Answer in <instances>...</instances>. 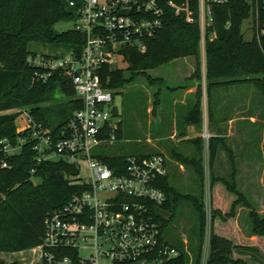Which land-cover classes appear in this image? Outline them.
<instances>
[{
	"label": "trees",
	"instance_id": "16d2710c",
	"mask_svg": "<svg viewBox=\"0 0 264 264\" xmlns=\"http://www.w3.org/2000/svg\"><path fill=\"white\" fill-rule=\"evenodd\" d=\"M251 3L235 0L228 5L214 7L215 22L212 30L217 36L207 43L206 74L209 97V120H212L211 96L218 87L232 84H254L264 95V49L256 40L247 41L242 31L243 21L250 16ZM74 10L67 0H0V264H15L4 261V253H18L34 249L43 243L45 219L50 211L65 205L78 189L71 183L77 174L75 168L65 161H37L31 144H25L17 154H7L4 142L17 143V110L28 109L35 119L45 126L62 127L74 113L83 107L82 101L69 80L57 78L48 83L34 80L35 68L29 57L40 49H52L48 56L60 57L73 51L81 55L85 37L75 28L57 32L55 27L62 21L74 20ZM231 22L228 26L227 23ZM63 49L62 52L60 50ZM127 69L105 65L101 69L103 86L116 92L123 89L136 75H146L150 69L187 56L201 58L200 30L197 21L190 23L183 17H173L169 25L148 42L145 52L134 48L123 51ZM126 72H131L127 77ZM202 73V72H201ZM197 74H200L198 69ZM153 82L154 78L148 76ZM160 80V79H159ZM199 103L187 114L186 124L202 129L203 90L199 89ZM15 111L14 113H10ZM117 137L122 138L120 122ZM197 148L194 156L178 157L184 165L192 168L200 192L181 191L167 174L159 182L167 199L163 205L153 207V214L160 224L163 237L179 247L183 254L179 261L169 264H189V254L180 236L169 240L168 227L175 221L180 204L191 202L196 210L195 223L188 230V240L196 241L195 264H200L207 234V208L205 201L204 141L202 137L192 140ZM219 138L210 141V162L218 153ZM103 159L111 166L125 163L126 157L115 156ZM4 162L8 164L3 167ZM36 170L33 172V170ZM232 183L224 178L211 176V194L221 182L237 195L229 212L211 209L210 254L208 264H248L240 256L259 257V248L252 244L235 241L216 229V217L234 218L237 208L247 201L236 184V168ZM39 179L40 182H35ZM251 234L264 238V215L251 212ZM241 236V234H240ZM242 238V236H241ZM239 241V240H238Z\"/></svg>",
	"mask_w": 264,
	"mask_h": 264
},
{
	"label": "built area",
	"instance_id": "2783aa9c",
	"mask_svg": "<svg viewBox=\"0 0 264 264\" xmlns=\"http://www.w3.org/2000/svg\"><path fill=\"white\" fill-rule=\"evenodd\" d=\"M234 1L67 0L74 10V28L85 37L81 55L73 51L60 57L39 53L28 61L35 68L34 80L38 82L69 80L83 107L62 127L45 126L30 110H19L18 119L22 122L17 127V143H3V150L10 155L31 144L39 163L62 160L77 171L71 183L78 189L65 205L46 216L43 243L35 248L38 264H169L180 260L182 250L163 237L152 212L154 206L163 205L167 199L159 186L167 175L166 157L130 155L125 163L111 166L96 150L118 138L112 113L115 96L103 86L101 69L105 65L118 67L127 48L145 52L149 40L164 30L173 17H183L190 23L197 21L201 57L206 60L207 43L217 36L212 30L214 7ZM248 1L255 35L264 49V0ZM208 107V92L204 89L201 137L206 178L210 175L213 138ZM7 166L4 162L3 167ZM83 171L87 172L85 176ZM207 218L200 264L209 261L208 208ZM189 264H195L192 255Z\"/></svg>",
	"mask_w": 264,
	"mask_h": 264
},
{
	"label": "rangeland",
	"instance_id": "374dc122",
	"mask_svg": "<svg viewBox=\"0 0 264 264\" xmlns=\"http://www.w3.org/2000/svg\"><path fill=\"white\" fill-rule=\"evenodd\" d=\"M74 25V20L62 21L56 25L55 30L57 32L67 31L69 29H73ZM242 31L247 41H258V38L255 35L253 15H250L243 21ZM39 51L42 53H51L53 50L40 49ZM62 51L63 49L60 50V52ZM191 57L194 63L197 62V71L198 69L200 70V74L196 75L201 84L200 88L203 86V89L206 91L208 82L205 71L206 60L203 56L200 59L195 56ZM169 65L170 62L159 68L148 70L146 75H136L135 78L123 89L115 93L114 104L119 106L120 115L114 116L113 120L117 123L122 122L125 135L122 138L117 139L113 144L96 149L98 153L102 154V157L111 158L119 154L128 155L150 151L158 152L163 148L162 144H164V142L168 145L174 143V140L171 138L164 141L157 139V133L155 130L158 125L156 119L158 118L161 93H163L165 91L164 89L167 87L174 90L184 85V82L173 83L170 79L166 81L164 78H157L159 75L164 74V72L171 70V66ZM118 67L127 69L128 63L124 59H121L119 60ZM126 76L130 77L131 72H126ZM148 76H152L154 81H149ZM216 90L215 101H218L219 104L223 102L225 105L227 104V94L229 93L231 95L233 91H235L234 88H217ZM238 90L240 91L239 93H234L236 94V98L244 100V150L239 161L241 162L243 168V171L240 173L242 184L241 190L244 191L243 193L247 201L244 202V207L241 209L240 218L237 219V213L234 217L236 223L239 220L240 228H238V226L230 220L232 218L224 219L223 217L218 216L215 221L216 229H218L219 232L234 238L237 242L239 240L237 234L239 231L242 236L241 243L255 245L259 248L260 252L259 257L256 258H252L251 256H240L239 254H235V257H242L248 264H264V238L251 234V212L255 210L259 215H264V116L262 115L260 118L257 116V113H264V95L255 87L254 84H244L238 87ZM150 103L154 106V109H152L149 113L147 107ZM236 103L237 101L234 103L232 109L235 108ZM17 111L19 112V110ZM14 112L15 111H12L10 113ZM252 116L256 119L258 118L257 123H250L249 117ZM150 120L154 121V123L151 124ZM21 122V119H18L17 125L19 126ZM200 130L201 128H198V131ZM151 133H153V135H151ZM173 133L174 131L171 129L168 135H172ZM220 146L221 144H219V147ZM230 158V155L223 156L220 154L213 164L210 162V175L208 174L207 178L205 177V201L207 202L209 212L212 208L221 210L217 206H220V200V204H218L216 199V186L218 187L217 184L221 182L214 186L212 196L209 182L211 180V176H216L219 179L224 178L232 183V174L234 168H236L235 181L237 187L239 185V172L237 170V166L236 164L233 166L231 164V160L234 162L237 156H232L233 159ZM86 174V171L82 172V175L85 176ZM181 179L182 181L178 180L175 182L176 186L181 191L194 194H198L200 192L199 183L193 173H190L189 177L185 176ZM35 182L38 183L40 180L35 179ZM235 196L237 197L236 194ZM178 210L179 211L175 221H173V223L168 227L166 237L169 238V240H173V238L180 236L184 244L187 245L186 249L189 251V255H192L196 259L197 243H195L196 241L189 242L188 240V230L195 223L196 210L191 202L188 201H183ZM209 230L210 222L208 231ZM32 257V252H25L19 256L15 253H4L1 255V258L4 259V261L15 264H25L28 260L30 261ZM28 264L30 263L28 262Z\"/></svg>",
	"mask_w": 264,
	"mask_h": 264
},
{
	"label": "crops",
	"instance_id": "0c3cea01",
	"mask_svg": "<svg viewBox=\"0 0 264 264\" xmlns=\"http://www.w3.org/2000/svg\"><path fill=\"white\" fill-rule=\"evenodd\" d=\"M169 66H171V70L164 72V74L159 75L157 78H164V80L166 81L170 79L173 83L184 82V85L174 90H172L170 87H167L166 89H164L165 91L161 93L158 118L156 119L158 125L157 129L155 130L157 133V139H159L160 141H164L168 138H171L172 140H174V143L168 145L164 142V144H162L163 148L158 152L150 151L128 155L119 154L115 156L127 157L130 155L145 156L152 154H163L166 157L167 174L174 182H176L178 180L182 181L181 178H184L185 176L189 177L190 173H192V168H189L188 166L180 162L178 157H181V155L189 157L194 156L197 152V148L192 140L201 136V130L198 131V128L195 125L186 124V117L188 112L199 103V89L201 84L198 77L196 76L197 62L194 63L191 56L175 59L170 62ZM242 85L244 84H232L228 86L218 87L219 89L234 88L235 90L231 95L229 93L227 94L226 105L223 104V102L219 104L218 101H215V92L217 91V88L213 90L211 96L213 117L211 121L209 120V122H211L210 132L212 133L213 137L219 138L221 141V146L218 148V153L215 161L220 154H222L223 156L230 155V159H233L232 156H237L234 162L231 160V164L232 166L234 164H236L237 166V170L239 172L238 189L241 192H244L241 190L242 184L240 176L243 168L241 162L239 161L240 156L242 155V152L244 150V100L237 99L236 94H234L240 92L238 90V87ZM202 90L204 91L203 86ZM236 101L237 103L235 105V108L232 109ZM152 109H154V106L150 103L147 107V110L150 113ZM262 115L264 116V113H257L258 118H260ZM258 118L256 119L253 116L249 117L250 123H257ZM150 122L151 124L154 123V121L152 120H150ZM115 123L118 125V128H120V122ZM171 129L172 131H174V133L172 135H168ZM124 135L125 131L123 129V136ZM151 135H153V133H151ZM217 185L218 187L216 186V199L218 204H222H220V206H217L226 213L232 207L237 197L234 193L230 192L223 183H219ZM243 207L244 204L238 207L237 219L240 218L241 209ZM230 220H232L238 226V228H240L239 220L237 223L234 218ZM237 234L239 239L238 242L240 243L242 241V238L240 237L239 231ZM25 252H32L33 255L31 260H28L25 264H28V262L30 264L39 263V256L35 253V248L15 254L19 256Z\"/></svg>",
	"mask_w": 264,
	"mask_h": 264
},
{
	"label": "water",
	"instance_id": "95a60500",
	"mask_svg": "<svg viewBox=\"0 0 264 264\" xmlns=\"http://www.w3.org/2000/svg\"><path fill=\"white\" fill-rule=\"evenodd\" d=\"M112 113H113L114 116H119V115H120L118 105H114V106H113V108H112Z\"/></svg>",
	"mask_w": 264,
	"mask_h": 264
}]
</instances>
